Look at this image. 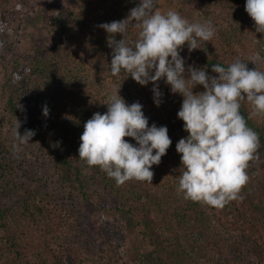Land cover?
I'll use <instances>...</instances> for the list:
<instances>
[{"label": "trees", "instance_id": "16d2710c", "mask_svg": "<svg viewBox=\"0 0 264 264\" xmlns=\"http://www.w3.org/2000/svg\"><path fill=\"white\" fill-rule=\"evenodd\" d=\"M71 2H73V7L81 8L80 0H71ZM12 3V0H0V21L8 16L7 9L12 6ZM139 3L140 0L131 1L128 15L130 9ZM213 9L218 12L216 18L220 21L219 24L213 22L217 29L214 36L216 46L210 48L207 44H201V48L189 52L187 43H185L181 55L185 57L186 67L188 65L196 67L208 65L209 74L218 75L213 72L212 64L219 63L227 66L236 58L248 60L259 53L262 59L257 61L256 66L264 71V44L259 43L255 49L247 51L234 48L225 38L226 35L235 34V30L240 26V20L246 16L245 7H242L240 1L237 0H220ZM3 24L0 23V154L3 149H6L2 135L5 134L7 141L13 143L15 138L12 129L19 123L21 134L26 129H33L36 134L25 145L31 149H40L53 160L57 178L66 188L76 194L82 207L91 202L92 193L86 175L89 166L85 161L79 159L78 149L81 143L80 137L84 131V123L95 112L86 109L84 113L69 116L59 124L54 121L53 117H49L52 110L49 111L48 116L43 114V107L47 105L49 109H52V104L57 103L61 107H70L79 111L82 105L88 104L85 100H91L92 105L99 106L102 113L106 112L108 106L105 102L108 101V96L102 87H99L97 77L84 78L88 74L84 69L90 73L101 72L123 90L130 103L139 101L143 105V111L149 117L150 125L156 123L158 126L166 125L168 127L169 136L172 139L168 150L174 157L179 158L180 166L162 158L159 164L152 166L153 180L158 184L161 183L164 193L169 195L165 199L171 201V198H175L187 202L180 208L183 211L177 216H180L182 220L190 218V223L193 224L196 234L201 239L199 241L201 243L198 244L199 249L209 253V259L214 258L219 264H237V259L234 255L232 256V249L234 252L244 249L247 256L253 258L256 264H264V197L257 194L255 190L251 191L247 183L241 190L242 198L234 199L222 208L185 199L183 193L178 191V180L182 169H180L181 154L176 149L179 139L188 135L183 127L184 121L178 117L175 111H168L170 119L164 118L158 110V106L151 101L148 94L141 91L131 76L126 78V74L123 72L118 76L111 74L112 48L104 40L101 39V43L93 45L87 39L86 42L77 40L65 18L58 16L51 19L50 33L57 34L55 36L57 44L61 45L69 58L64 63L54 64L44 63L43 59L38 58L32 62V67L35 69L28 68L23 73L21 71V56L14 48L10 37L5 33ZM129 27L135 32L139 33L140 31V28L137 31L138 27L131 22ZM121 38H123L122 34H118L116 37L117 40ZM223 40L230 48H224ZM248 66L254 68L255 63L249 61ZM68 67L71 69H67ZM77 67L84 69L78 70ZM65 68L67 71L64 72ZM75 71L78 73L82 71V73L76 75ZM23 76H27L33 81L37 80L31 87L30 96L22 94ZM72 97L74 101H71ZM243 115L248 126L259 134L260 139L254 159L249 162L246 170L249 182H257L258 191L264 188V130L246 114ZM125 139L130 141L129 137H125ZM131 142L136 143L135 140ZM5 158L0 155L1 179L8 176L4 169L7 168L8 171L10 169L9 162L4 161ZM106 176L108 175L106 174ZM22 189L29 194L18 202L20 205V210L17 211L18 221L28 218L26 223L21 222L23 226L13 225L10 216L15 212V207H2L0 203V264H75V260L72 259L75 251L68 253L64 248L54 246L52 240L49 241L50 239L47 238V233L44 236L40 233L36 234V231H32L27 226L28 221H35L45 216L49 210L48 204L36 196L31 187L24 186L19 191L23 192ZM1 190L3 191V188L0 187ZM131 196L138 203H145L141 193H133ZM228 232L232 234L229 235ZM233 232H239L241 236L235 235ZM84 247L90 253L96 252L91 241L85 243ZM100 256L102 255L100 254ZM74 259H76L75 256ZM138 261L139 264H158L146 256H140ZM195 264H198L197 261Z\"/></svg>", "mask_w": 264, "mask_h": 264}, {"label": "rangeland", "instance_id": "374dc122", "mask_svg": "<svg viewBox=\"0 0 264 264\" xmlns=\"http://www.w3.org/2000/svg\"><path fill=\"white\" fill-rule=\"evenodd\" d=\"M131 1L80 0L81 8H78L73 7L71 0H12V6L7 9L8 16L0 23H4L5 33L21 56V71L24 73L28 68L35 69L32 62L38 58L50 64L64 63L69 58L61 45L57 44L55 38L57 34L50 33L51 19L63 16L79 41L86 42L87 39L93 45L104 40L108 44L107 37L110 34L99 25L128 17ZM219 1L158 0L157 7L161 11L177 10L190 21L211 19L217 24L220 22L216 18L218 12L213 8ZM237 1L245 7L246 0ZM71 11L74 14H71L73 13ZM131 30L129 27L127 38L134 41L138 38V32ZM117 36L118 34H115V38ZM225 38L234 48L247 51L255 49L259 43L264 44V33L256 32L255 22L247 11L246 16L240 20V26L235 30V34L226 35ZM215 42L214 37L212 41L201 44L213 48L216 46ZM222 42L225 43V49L230 48L225 40ZM220 53L222 54V51ZM67 69L65 68L64 72ZM84 70L88 72L84 78L97 77L99 87H102L108 98L114 90L120 88L101 72L90 73ZM74 73L78 75L82 71ZM34 82L37 80L33 81L23 76L21 81L23 95H31ZM135 82L154 102L153 82H149L148 85ZM159 88L163 93V102L158 106V110L164 118L170 119L168 111H175L177 114L183 97L179 93H172L171 86L165 83L164 79L159 81ZM203 90L202 85L195 89ZM119 91L130 104L123 90L120 88ZM71 101H74L73 97ZM85 102L88 104L82 105L79 111L53 103V108L49 109L52 110L49 117H53L54 121L60 124L69 116L84 113L86 109L102 113L99 106L92 105L91 100ZM241 112L264 130V114L257 113L250 102L241 101ZM1 137L6 149H3L0 155L6 157L4 161L9 162L10 168L9 171L7 168L4 169L8 178H0V187L3 188V191H0L2 207L14 206L15 212L10 216L13 225L23 226L22 223H26L28 218L18 221L17 211L20 210L18 202L29 194L24 189L21 190L23 192L19 190L24 186L31 187L36 196L48 204L49 213L35 221H28L27 226L36 231V234L44 236L47 233V238L49 241L52 240L54 246L64 248L68 253L75 251L76 255L75 253L72 255L75 264H139L140 256H146L158 264H182V261L183 264L184 262L195 264V261L198 264H219L214 258L209 259V253L199 249L201 239L190 223V218L182 220L177 216L183 211L180 208L187 202L175 198H171V201L165 199L168 194L164 193L161 183L158 184L153 179L152 182L131 179L123 184H117L114 178H107L106 172L98 165L89 166L86 175L92 200L82 207L76 194L57 178L53 160L47 154L40 149H31L25 144L20 145L19 150H14L16 142L7 141L5 134ZM129 138L130 141L134 140ZM162 158L180 166L179 158L174 157L169 150ZM256 185L257 182L248 181L249 189L264 197V188L257 191ZM133 193H141L145 203H138L134 197L132 198ZM20 223L21 225H18ZM233 233L241 236L239 232ZM88 241H91L93 248L96 249L94 254L84 247ZM233 255L237 259V264H256L253 258L247 256L244 249L235 252L232 249Z\"/></svg>", "mask_w": 264, "mask_h": 264}, {"label": "clouds", "instance_id": "9594fccd", "mask_svg": "<svg viewBox=\"0 0 264 264\" xmlns=\"http://www.w3.org/2000/svg\"><path fill=\"white\" fill-rule=\"evenodd\" d=\"M158 0H140L122 20L104 22L99 26L110 35L112 48L110 71L122 72L141 85L153 82L154 103L163 102L159 81L171 86L183 100L178 117L188 132L176 143L181 154L178 191L185 199L222 208L240 196L248 183L247 168L260 144L259 134L248 126L241 112V101L250 102L254 110L264 114V71L256 64L262 58L256 53L248 60L236 58L224 66L186 67L181 55L187 43L189 52L212 41L217 29L211 19L190 21L179 11H161ZM245 9L255 22L256 32L264 33V0H246ZM131 24L140 28L138 38H127ZM115 34H122L117 40ZM255 63L254 68L248 62ZM202 85L203 91H195ZM120 89V88H119ZM119 89L109 96L107 111L95 112L84 123L79 145V159L88 166H99L117 184L128 180L152 182V166L159 164L172 144L166 125L149 124V117L139 102L128 103ZM47 105L43 114L49 115ZM12 129L14 150L31 141L33 129ZM134 138L136 143L126 140ZM55 146V145H54Z\"/></svg>", "mask_w": 264, "mask_h": 264}]
</instances>
